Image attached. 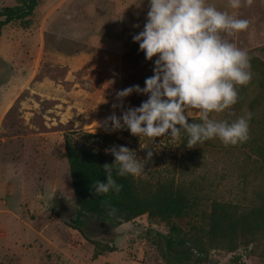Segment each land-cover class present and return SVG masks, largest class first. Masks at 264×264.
Listing matches in <instances>:
<instances>
[{"label":"rangeland","instance_id":"1","mask_svg":"<svg viewBox=\"0 0 264 264\" xmlns=\"http://www.w3.org/2000/svg\"><path fill=\"white\" fill-rule=\"evenodd\" d=\"M208 2L221 11H228L250 22L247 30L233 38V42L247 50L250 56L252 77L245 86L244 106L235 112L230 108L224 113L213 114L217 120L231 122L249 113V102L257 99L249 121L250 139L235 146H225L220 140L212 139L189 149L183 134L175 141L168 136L153 140L132 136L126 129L122 133L98 125L114 111L112 105L116 102L117 90L133 85L143 88L145 79L153 75L155 58L147 61L132 39L133 35L143 30L148 0H38L30 17V27L23 28L18 22H12L2 29L0 85L13 88L9 100L15 98L18 88L43 79L51 84H60L62 90H69L75 85L74 88L81 89L82 95L78 104L79 115L72 119L65 117L59 120V113L55 110L58 108L54 105L59 102L62 92L51 87L46 91L45 100L36 101L35 106L38 113L41 111L49 118V124L43 123L40 114H35L29 121L30 126H25L19 117L17 104L8 112L1 130L3 136L14 137L39 131L52 133L53 136L28 138L27 155L36 161L37 158L42 159L45 167L41 168V164L35 162L32 168L19 171L21 176L31 180L30 192L37 204L34 211L25 203L23 218L39 233L27 230L24 224L18 222L20 234L16 241L10 238L1 245L4 247H0V257L10 253L18 256L20 247L28 252L26 264H72L65 255L79 264H167L164 253L167 228L162 224L149 223L146 216L127 226L124 224L122 229L132 235L124 243L118 240V236L123 234H115V229H106L96 219H85L83 231L86 236L66 226L75 209L63 136L72 131L106 135L117 141L114 145L134 150L140 159H146L147 152L151 150L152 158L145 164V172L139 175L141 177H174L185 182H197L213 191V197L243 208L264 203V0H254L251 7L239 10L230 9L228 0ZM16 4V0H0V9ZM84 52L92 57L87 66H83L85 56L68 57ZM58 60L68 62L69 67H82L70 72ZM19 93L21 99L30 96L29 90ZM31 97L38 100L40 96ZM146 99V96L133 94L125 99L124 106L139 107ZM75 111L77 113L78 110ZM115 111L117 116L121 115L119 109ZM42 141L48 149L42 150ZM24 146V138H7L5 143L0 144V158H19L24 153ZM31 194L17 190L6 199L7 206L15 210L19 201L29 200ZM176 223L184 228L186 220ZM47 241L53 245H48ZM107 246H119L112 251L114 256H110L112 252L106 250ZM97 248L104 251L96 255ZM205 254L206 259H203L204 254L198 257L199 264H264V243L240 248L234 253L209 249ZM17 262L6 258L0 264Z\"/></svg>","mask_w":264,"mask_h":264},{"label":"clouds","instance_id":"2","mask_svg":"<svg viewBox=\"0 0 264 264\" xmlns=\"http://www.w3.org/2000/svg\"><path fill=\"white\" fill-rule=\"evenodd\" d=\"M253 3L228 0V7L239 10ZM249 24V20L221 11L208 0H148L143 30L132 39L147 61L155 58L153 75L145 79L143 88L133 85L117 90L114 111L98 125L110 131L126 129L132 136L153 140L168 136L175 141L183 134L189 149L212 139L225 146L247 142L250 112L231 122L217 120L213 114L235 105L238 87L251 81L250 56L233 42ZM133 94L147 99L139 107L125 108V99ZM106 152L114 156V163L103 165L106 183H92L98 196L121 192L123 186L114 179L113 171L118 177L139 176L152 158L151 150L146 159H140L123 145H114ZM101 203L109 215H115L117 209L107 200Z\"/></svg>","mask_w":264,"mask_h":264},{"label":"trees","instance_id":"3","mask_svg":"<svg viewBox=\"0 0 264 264\" xmlns=\"http://www.w3.org/2000/svg\"><path fill=\"white\" fill-rule=\"evenodd\" d=\"M16 1L15 6L0 9V33L12 22H18L23 28L31 26L30 17L38 0ZM246 92L245 86L238 88V101L231 107L233 112L244 106ZM257 102L256 98L249 102L251 114ZM63 139L75 209V219L71 216L66 226L85 236V219H96L106 229L114 230L146 216L149 223L162 224L167 228L164 237L167 264H199L198 257L204 254L203 259H206L205 253L209 249L234 253L240 248L264 243V203L243 208L213 197V191L197 182H185L174 177H118L115 171L113 177L123 186L121 192L98 196L92 189V183L97 180L106 183L103 165L113 164L114 156L105 150L117 141L106 135L79 132H69ZM102 143L106 144L105 147ZM104 200L117 209L115 215H109V209L102 206L101 201ZM183 220H186L184 228L176 223ZM106 250L112 252L115 247L107 246ZM102 251L97 248L95 254Z\"/></svg>","mask_w":264,"mask_h":264},{"label":"crops","instance_id":"4","mask_svg":"<svg viewBox=\"0 0 264 264\" xmlns=\"http://www.w3.org/2000/svg\"><path fill=\"white\" fill-rule=\"evenodd\" d=\"M59 54H63V53H59ZM59 54H57L59 56ZM64 55V54H63ZM67 56V55H66ZM80 56H85L86 57V62H84L83 66H87L88 63H90L91 60V55L89 53H80V54H76L74 56H68V57H80ZM58 62L60 64L66 65L69 69L70 72H74L76 71L78 68H81L82 66H68L69 63L67 62H60V60H58ZM91 70L93 68H90ZM55 86V87H54ZM52 88V90L55 91H61L62 92V96L60 97L59 102H57V104L54 105L56 111H58L59 113V120H63L65 117H70L75 118L78 114L79 115V108H78V104H79V98L82 95V91L81 89H76L71 88L69 90H62L60 84H55L49 82V80L43 79L41 81H32L31 83L18 88L19 92L22 90H29V95L26 98H19L18 95L20 94L19 92L16 93V95L14 96V99H10V96L12 95L13 88H8V85H0V144L5 143L7 138H15V139H19V138H24L25 139V145L24 146V153L21 157L19 158H12V157H6V159H1L0 158V194L5 198H1L0 199V247L3 248V246H1L5 241H7L10 238H13V241H16L15 238L18 237V234H20V228H19V223L24 224L25 228L27 230H32L34 233H36L38 235L39 232H37L29 223H26L24 220L25 218H23V209L22 207L24 206L25 203H27V207L28 208H32V210H37V204L34 202L33 200V195L30 192V185H31V180L30 179H25L23 176L20 175L19 171L21 170H27L32 168L35 165V162H38L39 164H41V168L45 167L44 166V162L42 159L37 158L36 160H33L32 157H29V155H27V140L29 137H40L43 139V137L49 138L53 135H51L52 133L49 132H44V131H39V132H30L27 133L26 135H16L14 137H6L3 136L1 134V130H2V126L3 123L5 121V118L8 114V112L12 109L13 106H15V104L19 105V113H20V118L23 119L24 123L26 124L25 126L29 125V121L30 119L35 115V114H40L41 118L43 120V123L45 124H49L48 120L49 118L42 113L41 111L38 113V110L35 109V106L37 105L36 101H43L45 100L44 98H46V94L49 90V88ZM40 96L38 97V100H36L35 98L31 97V96ZM41 98V99H39ZM18 101V102H17ZM75 110H78L77 113ZM63 122V121H62ZM30 126V125H29ZM74 132V131H72ZM66 134V133H65ZM41 139V140H42ZM40 146L42 148V150L48 149V146L46 143L40 142ZM22 180V181H21ZM17 190L20 191V193H30L31 197L29 200H25L22 199L19 201L18 203V208L13 210L11 209V207L7 206V201L6 199L9 196H12L15 192H17ZM42 196V195H41ZM39 196V197H41ZM43 197V196H42ZM35 204V205H34ZM56 211V210H55ZM37 212V211H36ZM54 223L56 221H53ZM130 224L127 223L126 226ZM124 227V224L119 226L118 228L115 229V234H123L122 236H118V240L119 242H126L127 240H129L130 237H132L131 233H129L128 230L126 229H122ZM13 235H15L13 237ZM15 246H16V242ZM48 245H53V243L51 241H47ZM138 246V244H134V246ZM26 246H29V244H27ZM56 247V246H55ZM119 248V246L117 248H115V250H117ZM56 249L58 251H60V249L58 247H56ZM140 249V248H139ZM62 252V251H60ZM19 254L17 256V254H3L2 257H0V261H3L4 259L6 260V258H12L15 261H18L17 264H26L27 263V259L25 258V256H27L28 252L24 251L22 248L19 247ZM49 255V252H45V255ZM110 256H114V252L109 253ZM65 258L68 259L69 262H72V264H79L78 261H75L72 257L66 256ZM111 258V257H110ZM109 258V259H110ZM16 264V263H15Z\"/></svg>","mask_w":264,"mask_h":264},{"label":"water","instance_id":"5","mask_svg":"<svg viewBox=\"0 0 264 264\" xmlns=\"http://www.w3.org/2000/svg\"><path fill=\"white\" fill-rule=\"evenodd\" d=\"M72 219H75V214L72 215ZM214 264H218V263H214Z\"/></svg>","mask_w":264,"mask_h":264},{"label":"built area","instance_id":"6","mask_svg":"<svg viewBox=\"0 0 264 264\" xmlns=\"http://www.w3.org/2000/svg\"><path fill=\"white\" fill-rule=\"evenodd\" d=\"M132 259H133V257H132Z\"/></svg>","mask_w":264,"mask_h":264}]
</instances>
